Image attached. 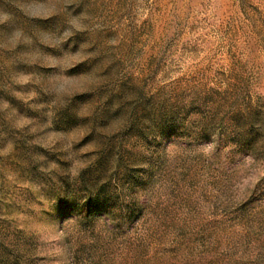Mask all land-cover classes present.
Wrapping results in <instances>:
<instances>
[{
  "label": "rangeland",
  "instance_id": "1",
  "mask_svg": "<svg viewBox=\"0 0 264 264\" xmlns=\"http://www.w3.org/2000/svg\"><path fill=\"white\" fill-rule=\"evenodd\" d=\"M0 264H264V0H0Z\"/></svg>",
  "mask_w": 264,
  "mask_h": 264
}]
</instances>
